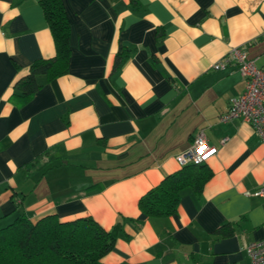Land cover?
Segmentation results:
<instances>
[{"label": "crops", "instance_id": "0c3cea01", "mask_svg": "<svg viewBox=\"0 0 264 264\" xmlns=\"http://www.w3.org/2000/svg\"><path fill=\"white\" fill-rule=\"evenodd\" d=\"M62 3L67 70L37 76L22 101L15 84L55 44L40 0H0V228L89 217L121 225L103 264H251L264 197L246 192L264 188V143L218 120L244 78L212 65L237 46L264 68V0ZM200 133L215 149L201 191L182 189L173 214H143L140 197Z\"/></svg>", "mask_w": 264, "mask_h": 264}, {"label": "trees", "instance_id": "16d2710c", "mask_svg": "<svg viewBox=\"0 0 264 264\" xmlns=\"http://www.w3.org/2000/svg\"><path fill=\"white\" fill-rule=\"evenodd\" d=\"M40 5L56 53L52 58L35 60L28 73L15 84V98L20 97L22 101L28 100L39 89L37 76L55 78L68 67L69 21L62 0H40ZM119 59L118 55V65L124 57ZM210 176L204 163L183 165L142 195L139 209L146 216L173 214L180 191L190 187L199 192ZM120 227V223H116L105 230L89 217L60 221L50 215L32 223L27 217L20 216L0 228V264H103L101 258L112 248Z\"/></svg>", "mask_w": 264, "mask_h": 264}, {"label": "built area", "instance_id": "2783aa9c", "mask_svg": "<svg viewBox=\"0 0 264 264\" xmlns=\"http://www.w3.org/2000/svg\"><path fill=\"white\" fill-rule=\"evenodd\" d=\"M230 64L236 67L244 78V89L239 96L228 100L227 109L219 115L218 120L225 123L238 119L248 123L255 136L264 143V68L256 66L254 61L247 57L246 51L237 46L231 47L228 53L212 66L214 69H222ZM224 142L225 139L222 140V143ZM214 152L215 149L200 133L192 145L178 156V162L181 166L202 163ZM246 193L264 197V188ZM246 253L251 264H264V238L250 242Z\"/></svg>", "mask_w": 264, "mask_h": 264}]
</instances>
